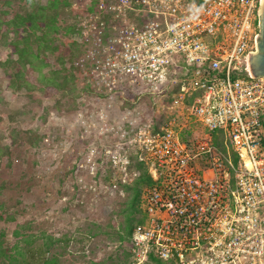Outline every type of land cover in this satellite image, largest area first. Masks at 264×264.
<instances>
[{
  "label": "built area",
  "instance_id": "built-area-1",
  "mask_svg": "<svg viewBox=\"0 0 264 264\" xmlns=\"http://www.w3.org/2000/svg\"><path fill=\"white\" fill-rule=\"evenodd\" d=\"M260 1L97 0L76 14L72 65L99 103L76 118L100 120L112 162L126 170L130 149L150 177L126 264H264V77L248 63ZM190 122L204 132L185 141Z\"/></svg>",
  "mask_w": 264,
  "mask_h": 264
},
{
  "label": "rangeland",
  "instance_id": "rangeland-1",
  "mask_svg": "<svg viewBox=\"0 0 264 264\" xmlns=\"http://www.w3.org/2000/svg\"><path fill=\"white\" fill-rule=\"evenodd\" d=\"M89 1L68 0L69 6L61 9L59 19L76 23V14ZM25 5L24 0H11L10 9L20 11ZM79 35L76 37L81 41ZM8 53L9 49L0 42V63ZM48 61L57 66L52 54L48 55ZM25 75L37 88L41 86L36 79L37 72L28 70ZM82 80L79 77V81ZM82 99V105L74 109L69 95H60L48 88L13 91L0 66V143L10 149L8 157L4 156L0 161V232L12 242L13 230L19 224H25L27 232L45 231L60 238L94 222L110 235L99 234L80 242L60 240L51 251L59 252L64 264H80L90 258L103 261L99 264H111L121 249L113 235L116 228L106 225L110 222L118 227L122 222L118 210L127 193L122 189L120 179L135 167L132 161L126 170L118 160L112 162V150L104 146L116 136L99 133L100 120H92L94 128L90 119L84 118L81 123L76 118L78 111H89L99 105L92 93ZM143 105L149 109V103ZM108 121L114 125L117 119ZM187 125L193 134L184 133V138L204 132L198 123ZM12 129L20 132L12 136ZM25 130L39 136L35 145L25 142L26 137L21 132ZM93 146L95 149L91 151ZM130 151L127 155L130 154L131 159L134 152ZM112 183L116 186L111 187ZM8 213L13 217L10 220L5 219Z\"/></svg>",
  "mask_w": 264,
  "mask_h": 264
},
{
  "label": "trees",
  "instance_id": "trees-1",
  "mask_svg": "<svg viewBox=\"0 0 264 264\" xmlns=\"http://www.w3.org/2000/svg\"><path fill=\"white\" fill-rule=\"evenodd\" d=\"M24 1L26 5L23 10L12 11L10 9L11 0H0V42L9 49L7 57L0 63V66L8 76V87L13 91L21 88L28 91L48 88L60 95L67 94L71 97V102L75 104V109L82 105V96L91 93L95 96V93L91 83L86 82L85 79L79 81L80 72L72 65L73 60L82 53L83 45L77 38L80 34L78 24H69L59 19L61 9L69 6V2L68 0ZM96 4L97 0H90L85 10L93 11ZM105 18L108 22V16ZM47 54L55 56L57 66L49 63ZM45 68L48 70L44 72ZM28 70L37 72L36 79L41 84L39 88L27 79L25 74ZM19 132V130H11L12 136ZM21 132L26 137L25 142L28 145L36 144L39 138L37 134L30 130ZM185 133L193 134L190 129L185 130ZM184 139L187 140V138ZM14 141L15 139L12 142ZM211 142L220 150H225L222 135L213 134ZM9 153V146L0 143V161L2 157H8ZM130 161L133 162L138 175L130 183L121 184L122 189L127 193L118 210L122 216V222L118 227L110 222L106 225L107 228H116L113 235L116 236L119 242L118 247L121 249L120 254H115L114 263L110 258L111 264H126L127 246L135 224V215L139 211L140 188L143 184L150 183V177L143 163L136 160L133 155ZM12 218L9 213L5 217L8 220ZM89 225L91 226L85 229L76 228L73 234L59 238L45 231L27 232L25 224H19L13 230L14 240L12 242L5 239L4 233L0 232V264H64L65 261L61 259V254L51 251L56 242L60 240L80 242L99 234L110 235L108 230L101 231L99 224L91 222ZM100 262L103 263V261ZM100 262L90 258L87 262L83 261L80 264H99Z\"/></svg>",
  "mask_w": 264,
  "mask_h": 264
},
{
  "label": "water",
  "instance_id": "water-1",
  "mask_svg": "<svg viewBox=\"0 0 264 264\" xmlns=\"http://www.w3.org/2000/svg\"><path fill=\"white\" fill-rule=\"evenodd\" d=\"M260 34L256 37V50L249 56V69L253 76L264 77V0L260 1Z\"/></svg>",
  "mask_w": 264,
  "mask_h": 264
}]
</instances>
